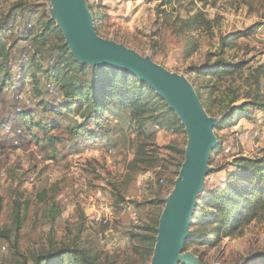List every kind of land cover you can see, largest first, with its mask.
<instances>
[{"label":"rangeland","instance_id":"374dc122","mask_svg":"<svg viewBox=\"0 0 264 264\" xmlns=\"http://www.w3.org/2000/svg\"><path fill=\"white\" fill-rule=\"evenodd\" d=\"M83 2L101 37L184 76L215 121L217 144L198 204L226 185L235 159L264 154V110L257 106L264 103V0ZM51 9V0H0L6 29L0 32V264H51L42 256L77 246L95 264H151L152 227H159L185 161L188 132L175 111L176 133L158 131L155 123L138 132L130 113L115 104L103 119L85 121L81 97L67 100L63 113L46 111L42 104L64 101L45 87L53 79L45 72L57 61L68 63V83L86 89L96 70L106 76L113 67L77 60ZM47 19L51 30L39 33ZM64 44L76 63L66 60L68 53L59 56ZM219 60L241 66L223 78L206 73ZM131 82L143 83L133 74ZM240 105L248 112L228 118ZM32 109L33 117L21 115ZM186 252L194 264H261L264 211L240 235ZM62 258L60 264H77Z\"/></svg>","mask_w":264,"mask_h":264},{"label":"trees","instance_id":"16d2710c","mask_svg":"<svg viewBox=\"0 0 264 264\" xmlns=\"http://www.w3.org/2000/svg\"><path fill=\"white\" fill-rule=\"evenodd\" d=\"M194 1L192 0V2ZM196 1L204 4L208 2V0ZM51 24L52 20L49 19L41 21L38 26V32L47 33L48 29L51 30ZM57 30L62 34L58 28ZM2 31L3 33L6 31L3 24L0 26V32ZM25 33L28 34L27 38L35 37L36 35L34 33L29 35L27 30ZM239 35H242L241 31L233 33L230 39L231 42H234ZM61 38L64 40L62 35ZM224 40L222 41L223 44H225ZM33 41L35 42V40ZM58 48L61 52L59 56L68 53L66 60H72V62L76 63L65 44L59 45ZM65 62L57 61L49 71L45 72L49 79L53 77L50 80V84H53L64 98V101L53 105L42 104L46 111L63 113V110H67L69 107L67 100L73 99V97H81L83 103L81 104L80 113L82 115L80 117L85 121L94 117L99 120L103 119L106 111L115 104L130 113L131 120L138 132H142L147 123H155L157 129H159L158 131L176 133L180 122L178 116L146 82L136 86L131 82L132 74L115 67H109L111 69L106 76L101 75V72L96 70L93 74L92 86L86 89L85 87H78L72 82L68 83L65 78L68 74L65 70L68 63ZM240 66L241 63L232 65L219 60L212 66H208L206 73L223 78L236 74ZM82 68L83 66H80L77 71H81ZM45 87L49 92L47 85ZM257 106L264 110V103H259ZM82 110L83 112H81ZM231 110L228 115V118L231 119L233 118V113L235 115L238 111L248 112L245 105L232 107ZM35 112L36 110L32 109L31 111L23 112L21 115L33 117ZM36 121L37 124H42L38 118ZM54 124L55 122L53 121L47 125L50 127V125L53 126ZM52 138L54 141L57 140L56 136H52ZM168 148L172 149V146ZM234 165L235 171L229 177L226 185L208 191V194L197 205L196 209H198V212L195 213L197 224L193 226L194 229L185 241V250L194 244L213 246L224 237L240 235L243 228L258 219L264 211V154L256 158L239 156V158L235 159ZM157 227L158 224H154L152 227L154 236L150 243V256L157 242ZM63 255H67L77 264H95L92 258L86 256L80 250L79 246L67 248L63 251L56 249L42 257L45 261H50L51 264H60L63 261ZM37 264L42 263L38 260ZM261 264H264V257Z\"/></svg>","mask_w":264,"mask_h":264},{"label":"water","instance_id":"95a60500","mask_svg":"<svg viewBox=\"0 0 264 264\" xmlns=\"http://www.w3.org/2000/svg\"><path fill=\"white\" fill-rule=\"evenodd\" d=\"M52 14L75 58L81 62L108 64L136 75L148 83L175 111L188 132L186 158L171 196L162 212L151 264L196 263L185 250V241L195 219L217 137L210 118L190 82L178 73L99 35L83 0H51Z\"/></svg>","mask_w":264,"mask_h":264},{"label":"built area","instance_id":"2783aa9c","mask_svg":"<svg viewBox=\"0 0 264 264\" xmlns=\"http://www.w3.org/2000/svg\"><path fill=\"white\" fill-rule=\"evenodd\" d=\"M47 87H48L49 92H50L51 94H54V95H56L57 97L60 96L59 91L57 90V88H56L53 84L48 83V84H47ZM98 219H102V217L100 216ZM102 221H104L106 224H109V223H110V219H108V218H106L105 220H102ZM108 231H111V229H108L107 232H108ZM106 235H107V233H106ZM106 235H105V236H106ZM105 236H104V235H100L101 238H104Z\"/></svg>","mask_w":264,"mask_h":264}]
</instances>
